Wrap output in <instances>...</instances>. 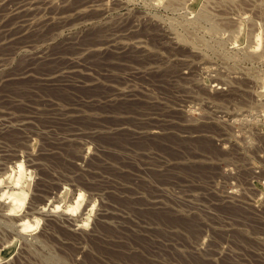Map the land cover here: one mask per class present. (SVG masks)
<instances>
[{"label": "rangeland", "instance_id": "rangeland-1", "mask_svg": "<svg viewBox=\"0 0 264 264\" xmlns=\"http://www.w3.org/2000/svg\"><path fill=\"white\" fill-rule=\"evenodd\" d=\"M0 179V264H264V0H0Z\"/></svg>", "mask_w": 264, "mask_h": 264}, {"label": "bare ground", "instance_id": "bare-ground-1", "mask_svg": "<svg viewBox=\"0 0 264 264\" xmlns=\"http://www.w3.org/2000/svg\"><path fill=\"white\" fill-rule=\"evenodd\" d=\"M19 164L20 167L23 166V162L22 161H18L17 162ZM25 166V164H24ZM26 167V166H25ZM5 169V168H4ZM25 170L24 169H20L18 170V174L15 178V182L13 183L16 187L15 188H19V189H16V190H13V191H9V196L7 198H9V202L11 201L12 202V205L15 209H17L19 206H20V203L24 200V190H25V183L27 182L25 179H23V175L24 174ZM5 173V172H4ZM9 175V174H8ZM26 178V177H25ZM3 181L2 179H0V182ZM2 185V184H1ZM11 190V189H10ZM5 201H6V198H5ZM61 203V202H60ZM3 205V204H1ZM54 205V204H52ZM74 206V205H73ZM5 207V206H4ZM42 207V206H41ZM56 208V207H55ZM75 208V207H74ZM70 209V208H68ZM42 211V210H41ZM68 211V210H67ZM15 217V216H14ZM22 218V216L20 217V219ZM23 218H25L23 216ZM22 218V219H23ZM29 218V217H27ZM13 219V218H12ZM18 219V218H17ZM18 219V220H20ZM21 219V220H22ZM15 221V220H14ZM37 219H24L22 224H25L27 226H33L35 223H36ZM21 222V221H19ZM34 222V224H33ZM9 234V233H8ZM16 237V236H15ZM13 241V240H12Z\"/></svg>", "mask_w": 264, "mask_h": 264}]
</instances>
